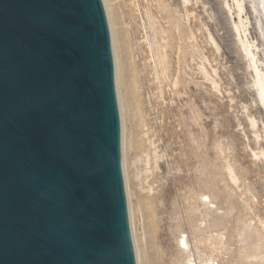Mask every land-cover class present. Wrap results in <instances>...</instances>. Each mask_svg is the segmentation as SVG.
<instances>
[{
  "label": "rangeland",
  "instance_id": "obj_1",
  "mask_svg": "<svg viewBox=\"0 0 264 264\" xmlns=\"http://www.w3.org/2000/svg\"><path fill=\"white\" fill-rule=\"evenodd\" d=\"M106 1L140 263L264 264V120L233 1Z\"/></svg>",
  "mask_w": 264,
  "mask_h": 264
},
{
  "label": "water",
  "instance_id": "obj_2",
  "mask_svg": "<svg viewBox=\"0 0 264 264\" xmlns=\"http://www.w3.org/2000/svg\"><path fill=\"white\" fill-rule=\"evenodd\" d=\"M0 264H140L106 0H0Z\"/></svg>",
  "mask_w": 264,
  "mask_h": 264
},
{
  "label": "bare ground",
  "instance_id": "obj_3",
  "mask_svg": "<svg viewBox=\"0 0 264 264\" xmlns=\"http://www.w3.org/2000/svg\"><path fill=\"white\" fill-rule=\"evenodd\" d=\"M233 5L235 6L237 22L234 23L235 31L238 37H242L239 39L241 43V48L245 53V57L248 60V66L251 68L252 71V86L255 89L256 96L258 101L262 106V115L264 120V58L260 61L257 58V46L246 37L247 25L249 21H247V17L243 18L242 13L244 11V0H232ZM250 8L254 15L256 16L257 20V28L259 29L260 35L263 40V54H264V0H249ZM248 22V23H247ZM263 67H262V66ZM122 114V113H121ZM254 119V118H253ZM252 119V126L255 125ZM255 127V126H253ZM255 157L257 156L256 153L253 154ZM141 264V263H140ZM190 264V263H187Z\"/></svg>",
  "mask_w": 264,
  "mask_h": 264
}]
</instances>
